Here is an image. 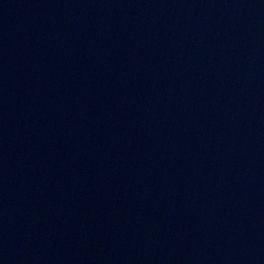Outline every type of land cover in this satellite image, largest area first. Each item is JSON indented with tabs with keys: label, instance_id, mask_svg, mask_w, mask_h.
Masks as SVG:
<instances>
[{
	"label": "water",
	"instance_id": "obj_1",
	"mask_svg": "<svg viewBox=\"0 0 264 264\" xmlns=\"http://www.w3.org/2000/svg\"><path fill=\"white\" fill-rule=\"evenodd\" d=\"M0 264H264V0H0Z\"/></svg>",
	"mask_w": 264,
	"mask_h": 264
}]
</instances>
